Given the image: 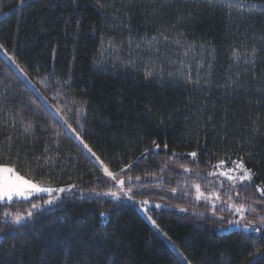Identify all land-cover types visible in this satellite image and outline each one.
Here are the masks:
<instances>
[{
    "label": "trees",
    "instance_id": "trees-1",
    "mask_svg": "<svg viewBox=\"0 0 264 264\" xmlns=\"http://www.w3.org/2000/svg\"><path fill=\"white\" fill-rule=\"evenodd\" d=\"M0 44V165L74 186L0 201V264H187L109 172L190 264H264V0H0Z\"/></svg>",
    "mask_w": 264,
    "mask_h": 264
},
{
    "label": "snow or ice",
    "instance_id": "snow-or-ice-1",
    "mask_svg": "<svg viewBox=\"0 0 264 264\" xmlns=\"http://www.w3.org/2000/svg\"><path fill=\"white\" fill-rule=\"evenodd\" d=\"M0 50H2V49H0ZM21 71H23V70H21ZM156 147H158V145ZM165 147H167V145H165ZM92 155L94 156L95 154L92 153ZM190 155L192 157H195L197 154L195 152H193ZM239 168L244 170V174L239 177L240 182L243 184V182L245 180L251 179V170L245 168L243 162H241L239 164ZM108 175L112 176L113 174L111 172H109ZM225 175H227V173H225ZM113 179H115V177H113ZM229 179L235 180L236 177L232 176V177H229ZM124 183H125L124 180L119 181V184L121 186H123ZM71 187H74V186H70L68 188L61 187L59 189V191L61 193L65 192V191H70ZM196 188L199 189L200 186L196 185ZM41 191L52 192L53 190L50 188H41V187L37 186L36 184L32 183L31 181L24 179L22 176H20L18 173H16L12 167L0 166V201H3L5 198H7L8 201H12V198L14 196L21 197V198H28L34 192H41ZM111 194L114 196L116 195V193H111ZM201 195H203V193H201ZM47 203L52 204V203H54V201L48 200ZM33 207H35V205H33ZM154 207L155 208H161L162 206L159 204H156V205H154ZM235 211L237 213H242L244 211L243 206L236 208ZM31 216H32V213L29 212L28 217H31ZM23 218L24 217H22L21 215H17L15 217V221L17 223H19ZM151 222L154 225L156 223L155 220H152ZM229 223L230 224H232V223L239 224L240 221L239 220L229 221ZM261 224H264V218L261 219ZM156 227L159 228L158 225H156ZM243 227L246 230H252V231H256V232L261 231L260 227H254L252 224L247 223V222L243 224Z\"/></svg>",
    "mask_w": 264,
    "mask_h": 264
},
{
    "label": "rangeland",
    "instance_id": "rangeland-1",
    "mask_svg": "<svg viewBox=\"0 0 264 264\" xmlns=\"http://www.w3.org/2000/svg\"><path fill=\"white\" fill-rule=\"evenodd\" d=\"M0 50L2 52V54L4 55V57L13 65V67L22 75V77H24L27 81H29V83L34 86V84L32 83V81L29 80L28 76L26 75V73L24 71H21L22 69L19 67V65L15 62V60L10 56V54H8L6 52V50L1 46L0 44ZM44 97V96H43ZM47 101V100H46ZM48 105L50 106V108L52 109V111L60 118V120L67 126L68 130L75 136V138L77 139V141L82 145V147L93 157V159L101 166L105 169V171H108L102 164V162L100 161V159L98 158V156L92 151V149L89 147V145L82 139V137L80 135H78L77 133H75L73 131V128H71L68 125V122L66 121L65 117L62 115V113L60 111H58L53 105H51L48 101H47ZM92 153H94L95 155L93 156ZM0 166H8V165H0ZM10 167V166H8ZM16 173H18L17 171H15ZM20 176H22L24 179L31 181L32 183L36 184L37 186L41 187V188H50L53 191L52 192H47V191H41V192H34L32 195H36V194H51L55 191H59L60 188H57L53 185H50L48 183H44V182H38L35 180H31L27 177H25L24 175L18 173ZM112 177V182L115 185V190L112 193H116V195H112L111 193L109 194L110 196L114 197V198H119L128 202H131L141 213L142 215L150 222V224L155 227V229H157L161 235H163L165 237V239L168 241V243L176 250L178 251L180 257L187 263L190 264L187 259L184 257V255L178 250L177 246L164 234L160 231L159 228L156 227V223L155 225L151 222L152 220H155L149 212H147V208H148V202L146 201H136L134 200L131 196H130V191L126 189L125 185L126 183L129 181V179H125L122 177H115V176H111ZM113 177H115V179H113ZM120 180H124L125 183L123 186H121L119 184ZM31 195V196H32ZM30 197V196H29ZM24 199L21 197H16L14 196L12 199ZM4 200H7V198H5ZM8 201V200H7ZM213 204V202H212ZM148 205V206H147ZM156 222V221H155Z\"/></svg>",
    "mask_w": 264,
    "mask_h": 264
},
{
    "label": "built area",
    "instance_id": "built-area-1",
    "mask_svg": "<svg viewBox=\"0 0 264 264\" xmlns=\"http://www.w3.org/2000/svg\"><path fill=\"white\" fill-rule=\"evenodd\" d=\"M241 163V161L240 160H235L232 164V170L234 171V170H237V168H238V166H239V164ZM225 173H227V171L226 170H223L222 171V175L223 176H226L225 175Z\"/></svg>",
    "mask_w": 264,
    "mask_h": 264
},
{
    "label": "bare ground",
    "instance_id": "bare-ground-1",
    "mask_svg": "<svg viewBox=\"0 0 264 264\" xmlns=\"http://www.w3.org/2000/svg\"><path fill=\"white\" fill-rule=\"evenodd\" d=\"M240 160V159H239ZM241 162H242V160H240ZM237 169H240V171L242 170L241 168H239V166H238V168ZM244 174V173H243ZM243 174H237L236 176L234 175V173H232V172H227V175L226 176H223L224 178H226V179H228V180H230L229 179V177H232V176H234V177H236V178H239L241 175H243Z\"/></svg>",
    "mask_w": 264,
    "mask_h": 264
}]
</instances>
